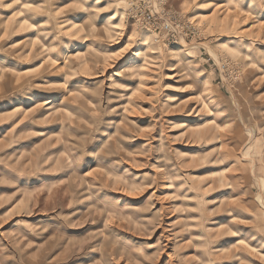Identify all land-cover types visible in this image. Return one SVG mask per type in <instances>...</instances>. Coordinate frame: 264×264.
Segmentation results:
<instances>
[{
  "label": "rangeland",
  "instance_id": "1",
  "mask_svg": "<svg viewBox=\"0 0 264 264\" xmlns=\"http://www.w3.org/2000/svg\"><path fill=\"white\" fill-rule=\"evenodd\" d=\"M0 264H264V0H0Z\"/></svg>",
  "mask_w": 264,
  "mask_h": 264
},
{
  "label": "bare ground",
  "instance_id": "2",
  "mask_svg": "<svg viewBox=\"0 0 264 264\" xmlns=\"http://www.w3.org/2000/svg\"><path fill=\"white\" fill-rule=\"evenodd\" d=\"M81 5H83V4H81ZM84 6V5H83ZM90 19V18H89ZM136 55V54H135ZM154 65V64H153ZM142 69H143V67H142ZM143 70H145V68L143 69ZM143 75V74H142Z\"/></svg>",
  "mask_w": 264,
  "mask_h": 264
}]
</instances>
